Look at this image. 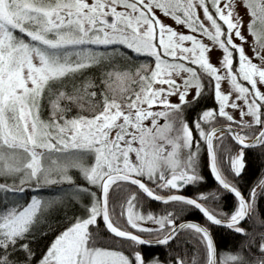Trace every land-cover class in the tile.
I'll return each mask as SVG.
<instances>
[{"label": "snow or ice", "instance_id": "obj_1", "mask_svg": "<svg viewBox=\"0 0 264 264\" xmlns=\"http://www.w3.org/2000/svg\"><path fill=\"white\" fill-rule=\"evenodd\" d=\"M262 212L264 0H0V264H264Z\"/></svg>", "mask_w": 264, "mask_h": 264}, {"label": "trees", "instance_id": "obj_2", "mask_svg": "<svg viewBox=\"0 0 264 264\" xmlns=\"http://www.w3.org/2000/svg\"><path fill=\"white\" fill-rule=\"evenodd\" d=\"M207 175V173H205ZM249 180H254L256 179L257 175H259V169L256 166V162L253 161L251 167L249 168ZM208 184L212 187H215L214 181L211 179L210 175L208 176ZM185 194H192V188L189 187L187 189V192ZM226 199L230 200V197H226ZM162 207L158 202H152L150 205V210L157 211ZM264 215V212L261 213ZM190 219L193 220H199L200 215L198 211H192L189 215ZM239 237L235 238V241H238ZM216 241L218 248H223V247H228L234 242V238L230 236L225 230L219 229L216 231ZM144 253L146 256L149 255H155L159 253L160 258L164 259L165 258V252L162 246H155V247H144Z\"/></svg>", "mask_w": 264, "mask_h": 264}, {"label": "rangeland", "instance_id": "obj_3", "mask_svg": "<svg viewBox=\"0 0 264 264\" xmlns=\"http://www.w3.org/2000/svg\"><path fill=\"white\" fill-rule=\"evenodd\" d=\"M245 11V9L243 7L240 8V12L243 13ZM169 23H174L172 21L169 20ZM220 55V52L219 51H213L212 54H211V61L213 63H216L217 62V57ZM175 99V98H174Z\"/></svg>", "mask_w": 264, "mask_h": 264}, {"label": "water", "instance_id": "obj_4", "mask_svg": "<svg viewBox=\"0 0 264 264\" xmlns=\"http://www.w3.org/2000/svg\"><path fill=\"white\" fill-rule=\"evenodd\" d=\"M145 247H155V246H145Z\"/></svg>", "mask_w": 264, "mask_h": 264}]
</instances>
